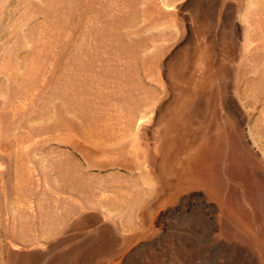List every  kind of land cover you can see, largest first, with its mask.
I'll return each instance as SVG.
<instances>
[{"label": "rangeland", "instance_id": "obj_1", "mask_svg": "<svg viewBox=\"0 0 264 264\" xmlns=\"http://www.w3.org/2000/svg\"><path fill=\"white\" fill-rule=\"evenodd\" d=\"M0 264H264V0H0Z\"/></svg>", "mask_w": 264, "mask_h": 264}, {"label": "bare ground", "instance_id": "obj_2", "mask_svg": "<svg viewBox=\"0 0 264 264\" xmlns=\"http://www.w3.org/2000/svg\"><path fill=\"white\" fill-rule=\"evenodd\" d=\"M208 143L209 144H205L196 153V156H195L196 159H195V161L193 160V164L189 168L187 174L189 176L192 175L193 177H195V179H198L197 181H202L207 187H211V185H213L215 183L214 177L218 176V174H219V172H218L219 166H217V168H213L212 164H214L215 161L220 163V161L222 159V156H221L222 150H221V147L219 146V144H217V143L214 144L213 142H211V143L208 142ZM191 161H192V159H191ZM218 185H220V187L222 186L221 183H219Z\"/></svg>", "mask_w": 264, "mask_h": 264}]
</instances>
